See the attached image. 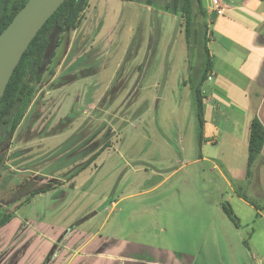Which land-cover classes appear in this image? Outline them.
<instances>
[{
    "label": "rangeland",
    "instance_id": "obj_1",
    "mask_svg": "<svg viewBox=\"0 0 264 264\" xmlns=\"http://www.w3.org/2000/svg\"><path fill=\"white\" fill-rule=\"evenodd\" d=\"M151 1L92 8L78 35L89 45L79 71L54 85L69 90L35 109L13 137L2 128L0 146L15 168L0 190L16 176L19 187L1 200L16 214L0 229V264H67L73 252L82 253L71 264H264V232L251 242L224 213L219 240L200 237L216 217L211 192H197L198 167L188 164L202 137L197 96L209 92L201 83L205 19L197 1L190 21ZM62 35L51 32L44 64Z\"/></svg>",
    "mask_w": 264,
    "mask_h": 264
},
{
    "label": "crops",
    "instance_id": "obj_2",
    "mask_svg": "<svg viewBox=\"0 0 264 264\" xmlns=\"http://www.w3.org/2000/svg\"><path fill=\"white\" fill-rule=\"evenodd\" d=\"M102 3L103 0H89V6L77 29L63 33V39L59 45L55 42L47 64H43L46 70L55 54L52 65L55 74L40 86L22 124L35 109L38 111L40 107L45 108L47 101H52L57 94L69 90L70 83H63L57 87L54 85L64 74L78 73V64L85 58L84 55L89 48L85 40H78L80 29L90 17L92 8L100 6L102 8ZM127 3L140 4L139 2ZM201 13L207 21L204 20L201 28L206 36L207 57L210 63L207 77L203 81L202 76L201 83L203 86H208L209 92L201 99L203 122L199 152L188 164L198 167L194 181L197 192L201 198L205 190L211 192L216 212L210 210L205 199L200 201V206L207 209L211 215L215 212L216 217L207 219L215 227L201 232L200 234H204L200 237L210 242L219 240L220 229L217 224L221 213L229 219L224 210V206L228 205L238 225L230 219L229 221L238 229H240L239 224L243 225V230L240 229L243 231L242 234L244 237L248 236L253 242L256 235L260 236L264 232L260 222L264 220V147L255 164L249 168V144L245 140V126L252 117H257L264 125V0H201ZM68 33L71 36H66ZM79 46L84 52L74 51ZM211 71L216 73L212 80L208 78ZM186 82V80L183 82L184 86H187ZM107 93L109 91L103 89V98L107 96ZM7 154L0 188L3 177L12 178L11 173L15 168L10 162L11 153ZM134 158L140 160L143 155H134ZM175 172L147 192L158 190ZM198 177L206 184L204 188L201 183L200 185L196 183ZM17 181L16 176L11 180L10 185H5L8 189L0 190V213L10 215L11 221L13 214L16 213L11 214L10 207L2 206L1 200L9 198L14 192L13 189L19 187L18 184L16 185ZM26 200L24 198L12 204L11 208L20 207ZM117 205L118 203L114 204V206ZM148 207L155 208L156 203ZM108 217L109 215L107 219ZM251 225L254 226L252 229H250ZM253 247L258 251L255 243ZM249 248L252 249L250 245ZM81 253L73 252L67 264H71L78 256H81ZM257 254L260 261H264L261 252ZM92 256L102 255L90 253L85 257L90 259Z\"/></svg>",
    "mask_w": 264,
    "mask_h": 264
},
{
    "label": "trees",
    "instance_id": "obj_3",
    "mask_svg": "<svg viewBox=\"0 0 264 264\" xmlns=\"http://www.w3.org/2000/svg\"><path fill=\"white\" fill-rule=\"evenodd\" d=\"M127 2H138L134 0H121ZM166 8H173L180 11V17L190 21L193 17L194 1H197L201 10V0H163ZM29 0H0V35L13 21L15 16L25 7ZM152 6V1L147 0L139 2ZM89 6V0H67L59 10L48 20L46 25L41 29L39 34L30 44L25 52L20 64L12 76L6 92L0 105V133L4 126L10 128L11 137H13L22 124L27 111L33 103L40 86L55 74L52 68L54 63L53 54L49 61V67L40 72L45 61V54L50 46L49 36L55 28H59L62 33L75 30L80 25L84 12ZM189 26V23H188ZM62 36L57 39L60 44ZM210 63L203 75V81L207 77ZM198 98L199 123L202 126L203 116L201 109V98ZM245 140L249 144V168L257 161L264 147V125L257 117L250 118L245 126ZM7 158V149L0 146V179L5 170ZM224 210L229 219L237 224L236 217L230 208L225 205ZM11 221V216L0 213V229Z\"/></svg>",
    "mask_w": 264,
    "mask_h": 264
},
{
    "label": "water",
    "instance_id": "obj_4",
    "mask_svg": "<svg viewBox=\"0 0 264 264\" xmlns=\"http://www.w3.org/2000/svg\"><path fill=\"white\" fill-rule=\"evenodd\" d=\"M67 0H29L0 35V105L30 44Z\"/></svg>",
    "mask_w": 264,
    "mask_h": 264
},
{
    "label": "built area",
    "instance_id": "obj_5",
    "mask_svg": "<svg viewBox=\"0 0 264 264\" xmlns=\"http://www.w3.org/2000/svg\"><path fill=\"white\" fill-rule=\"evenodd\" d=\"M215 75H216V73H215L214 71H211V72L209 73V75H208V78H209L210 80H212V79L214 78Z\"/></svg>",
    "mask_w": 264,
    "mask_h": 264
}]
</instances>
